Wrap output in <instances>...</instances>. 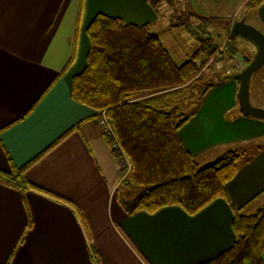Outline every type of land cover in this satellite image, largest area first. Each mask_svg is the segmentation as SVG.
<instances>
[{"label": "crops", "instance_id": "1", "mask_svg": "<svg viewBox=\"0 0 264 264\" xmlns=\"http://www.w3.org/2000/svg\"><path fill=\"white\" fill-rule=\"evenodd\" d=\"M167 4L157 11L148 0H0V170L24 168L36 186L0 179V264L199 263L234 242V208L251 213L264 201V120L241 111L236 75L215 83L179 130L200 165L244 150L227 197L193 215L178 206L129 215L117 198L119 160L95 110L71 97L72 78L86 65L87 28L97 13L154 28L175 11ZM234 15L231 24L242 19ZM199 16L187 21L190 30ZM243 18L264 32V1ZM248 43L255 55L257 44Z\"/></svg>", "mask_w": 264, "mask_h": 264}, {"label": "trees", "instance_id": "2", "mask_svg": "<svg viewBox=\"0 0 264 264\" xmlns=\"http://www.w3.org/2000/svg\"><path fill=\"white\" fill-rule=\"evenodd\" d=\"M148 1L158 11L166 0ZM263 1L246 0L244 9H257ZM187 19L181 18L174 25L187 29ZM87 34L86 65L72 78L71 97L94 109L98 121L106 113L121 145L112 149L113 153L119 161L122 151L129 159L127 177L121 182L128 188L123 194L116 192L125 212L154 213L178 206L193 215L215 199L226 198V184L237 174L240 162L247 160L244 150H227L214 162L200 165L179 136L180 128L215 86V82L204 83L202 73L217 45L199 35V48L179 65L150 23L135 24L97 13ZM229 38H233L230 31ZM186 104L192 111L182 109ZM106 136L111 144L112 138ZM0 179L15 186L36 187L26 180L24 168L15 165L12 172L0 170ZM30 226L29 220L18 243ZM232 228L236 238L231 245L215 257L194 264H264V204L251 213L234 208Z\"/></svg>", "mask_w": 264, "mask_h": 264}, {"label": "rangeland", "instance_id": "3", "mask_svg": "<svg viewBox=\"0 0 264 264\" xmlns=\"http://www.w3.org/2000/svg\"><path fill=\"white\" fill-rule=\"evenodd\" d=\"M241 1L243 0H169L167 6L171 11L175 10L171 12L172 16H170L172 18L161 16L162 19L155 24V27L152 29L157 33L177 64H182L199 48L200 41L197 38L199 35H201L203 39H207L208 42L211 41L213 45H217L218 50L211 58L208 60L206 59L205 61L202 78L204 83H218L221 82V80H225V77L228 78L229 75L232 76L240 73L256 55L250 53L249 39L247 40L240 35L229 38V31H231L233 25H229V19L231 16L235 13L234 16L236 18L244 19L243 17L247 14V11L244 8L237 10V6ZM194 15L213 17L211 20H206L201 17L195 19V21H200L201 24H204L205 21L208 23L207 26L205 25L204 33L201 32L204 27V25L201 26V24L199 26L194 25L193 28L195 30L192 29L194 30L192 31L189 29L191 26L189 23V28L187 29L193 33L187 31V29L177 28L176 26H172L171 29L167 27L168 22L171 20L173 22H180L181 18L189 19L191 17L193 19ZM208 21H212V23L209 24ZM207 29H209V32H206ZM229 47L236 49V52H231ZM201 59L205 60V55H203ZM254 76L253 87L251 86L250 89V100L253 105L258 106V99L260 97H262V101H264V63L255 72ZM258 86L263 88L261 89L263 92L261 96H259L260 88H258ZM254 91L257 93L256 96ZM191 107V105L188 106L186 104L183 105L182 109L188 113L191 110ZM244 155L245 157L247 156L246 154ZM119 164L121 166L120 161ZM120 168L123 174L122 180H124L127 177L128 171L125 168H122V166ZM127 188L126 185L120 184L119 190L121 191V194H123ZM258 204L259 202H257V204L255 203V205ZM263 204L264 201L259 205L261 206ZM251 209L255 208L251 207Z\"/></svg>", "mask_w": 264, "mask_h": 264}, {"label": "water", "instance_id": "4", "mask_svg": "<svg viewBox=\"0 0 264 264\" xmlns=\"http://www.w3.org/2000/svg\"><path fill=\"white\" fill-rule=\"evenodd\" d=\"M240 35L246 39L254 41L258 46V51L251 62L238 74L239 80L238 101L241 111L246 115L255 116L264 120V108L255 106L250 100V83L253 74L264 63V32L257 27L247 23L245 19L237 20L233 23L230 36Z\"/></svg>", "mask_w": 264, "mask_h": 264}, {"label": "built area", "instance_id": "5", "mask_svg": "<svg viewBox=\"0 0 264 264\" xmlns=\"http://www.w3.org/2000/svg\"><path fill=\"white\" fill-rule=\"evenodd\" d=\"M241 58H243V57H241ZM238 63H240V62H238ZM99 124L101 125L103 132L112 138V141H113L111 143L112 149L120 148L121 145L118 141V138L116 136L114 128L111 125V123L109 122L105 112H103L101 114ZM120 163H121L122 168H125L127 166L126 170L129 171V167H128L130 164L129 159L127 158L126 154L123 151H122V159H121Z\"/></svg>", "mask_w": 264, "mask_h": 264}]
</instances>
